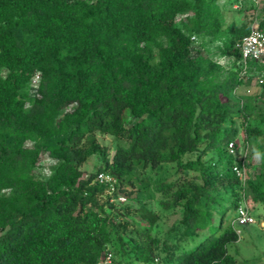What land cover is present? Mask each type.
Returning a JSON list of instances; mask_svg holds the SVG:
<instances>
[{
  "label": "trees",
  "instance_id": "1",
  "mask_svg": "<svg viewBox=\"0 0 264 264\" xmlns=\"http://www.w3.org/2000/svg\"><path fill=\"white\" fill-rule=\"evenodd\" d=\"M260 2L255 26L264 30ZM219 14L216 0H0V264H111L103 258L114 227L97 173L113 177L114 194L141 199L149 194L138 175L163 163H174L175 176L154 179L152 193L169 212L181 207L176 242L151 237L156 215L139 205L148 244L115 230L112 246L130 264H153L158 243L166 264H236L227 245L237 233L230 224L221 229L225 208L215 213L209 203L219 189L234 196V208L247 189L264 201V174L241 184L231 170L240 162L227 152L235 133L225 125L241 116L246 138L263 132L232 95L245 79H259L255 70L263 96L264 65L242 70L238 62L235 43L253 21L226 35ZM192 33L220 42L217 56L230 65L211 58ZM95 131L125 143L108 156ZM207 152L215 160L204 164ZM43 153L53 164L40 178L32 170ZM91 154L101 165L83 176L79 167ZM134 180L137 192L124 187Z\"/></svg>",
  "mask_w": 264,
  "mask_h": 264
},
{
  "label": "rangeland",
  "instance_id": "2",
  "mask_svg": "<svg viewBox=\"0 0 264 264\" xmlns=\"http://www.w3.org/2000/svg\"><path fill=\"white\" fill-rule=\"evenodd\" d=\"M220 14L219 18L223 25L224 33L231 35L235 28L243 21L251 19L253 26L258 21V15L261 9L260 0H216ZM194 36L191 39L194 43H200L204 46L207 53L211 58L219 61L221 65L229 66V58H220L217 56L218 47L220 42L210 40L208 37L192 33ZM5 73L4 69H0V76ZM36 75L32 77L28 85L29 95L34 94ZM260 85L257 84V77L251 76L249 79H245L241 85H239L234 94L232 95V101L237 104H241L243 113H246V121L250 125H259L262 129V133L256 137H245L243 123L241 116H233L230 120H226L225 125L231 123L234 130V148L233 155L237 161L243 163L244 179H253L264 174V166L260 164V158L264 154V123L259 121V118L264 115V95H260ZM125 125L128 124L127 117L125 116ZM96 141L105 146L107 154L110 156L116 144H124L122 140H116L110 134L94 132ZM27 145H29L27 143ZM202 144L199 145L201 147ZM193 154H188L183 157L184 159L193 158ZM215 156L211 152H207L202 156L201 160L204 164L210 160H215ZM39 163L37 167L33 168L32 172L40 177L44 178L48 175L53 161L48 159L43 153L40 155ZM101 165L100 157L97 154H91L79 167L82 175L85 176L96 170ZM174 163H163L158 168L150 170H144L138 176L142 179V183L146 185L143 190V194H149L145 198L135 199L125 197V204L128 208L123 207V203L116 201L107 202L103 208L108 215L111 224L114 227V231H110V244L106 247V252L111 254V264H130V256H126L124 253L115 250L112 246L117 245L118 239H116L115 230L123 237L131 236L137 243L146 245L148 240L141 230L148 226V222L144 215L138 210L139 205H143L150 214H155L154 222L150 228L149 235L151 237H157L159 242L162 239H166L167 245L174 244L177 239L176 228L178 226V219L181 213V207H173V211L165 210V207L159 205L157 201V195L152 193V186L154 179L169 180L175 176ZM198 173V168L188 171L187 175L193 176ZM240 183L243 184L244 180L241 179ZM195 181L199 179L195 178ZM137 181L134 180L132 187L124 186L126 189L131 188L134 192H137ZM212 196L217 200L214 203H209V207L213 212H218L221 208H225L223 221L221 223V229L230 224L235 216V208L230 206V201L234 199V196L228 190L211 191ZM121 195V194H118ZM239 195V196H238ZM235 198L237 204H244L250 215L253 217V223L245 225L233 224L232 228L237 233L236 241L227 245V251L232 254L236 260V264H264V201L253 200L251 192L247 189L245 194L239 193ZM109 197L106 196L105 199ZM103 198L102 201H105ZM216 218V214L214 216ZM217 225V221L214 223ZM219 228V230H221ZM206 231V230H205ZM203 231V233L205 232ZM202 232H199L194 242L199 240V236ZM193 242V243H194ZM183 242H180V246ZM192 241L186 243V247L193 245ZM128 250V249H127ZM151 259L153 264H166L164 261V253L160 250V243L156 246H152ZM180 250V249H179ZM176 252V251H175ZM129 255L131 254L128 250ZM173 264V263H171Z\"/></svg>",
  "mask_w": 264,
  "mask_h": 264
},
{
  "label": "built area",
  "instance_id": "3",
  "mask_svg": "<svg viewBox=\"0 0 264 264\" xmlns=\"http://www.w3.org/2000/svg\"><path fill=\"white\" fill-rule=\"evenodd\" d=\"M193 35L190 39H193ZM235 47L238 50V62L242 70L246 69L250 63H257L264 65V30L252 26L249 31L240 37L239 41L235 43ZM254 75L259 76L257 81H260L262 73H258L253 70ZM234 141L227 142L226 149L228 153H233ZM231 170L238 179L244 180V168L243 163L240 162L239 165H233ZM98 183H103L106 185V193L108 195V201H116L118 203H124L125 197L123 195L114 194V179L108 174L103 172L97 173L95 177ZM253 223V217L250 215L247 207L244 204H238L235 207V216L230 225H245ZM111 260V254L107 252L104 255L103 262L109 263Z\"/></svg>",
  "mask_w": 264,
  "mask_h": 264
},
{
  "label": "crops",
  "instance_id": "4",
  "mask_svg": "<svg viewBox=\"0 0 264 264\" xmlns=\"http://www.w3.org/2000/svg\"><path fill=\"white\" fill-rule=\"evenodd\" d=\"M220 58H225L224 56H220ZM219 63V61H217Z\"/></svg>",
  "mask_w": 264,
  "mask_h": 264
}]
</instances>
